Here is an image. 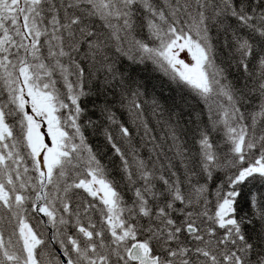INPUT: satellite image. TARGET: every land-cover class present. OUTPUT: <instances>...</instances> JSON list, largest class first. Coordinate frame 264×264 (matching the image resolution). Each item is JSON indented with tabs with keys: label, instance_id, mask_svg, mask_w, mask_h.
<instances>
[{
	"label": "snow or ice",
	"instance_id": "snow-or-ice-1",
	"mask_svg": "<svg viewBox=\"0 0 264 264\" xmlns=\"http://www.w3.org/2000/svg\"><path fill=\"white\" fill-rule=\"evenodd\" d=\"M0 264H264V0H0Z\"/></svg>",
	"mask_w": 264,
	"mask_h": 264
},
{
	"label": "trees",
	"instance_id": "trees-1",
	"mask_svg": "<svg viewBox=\"0 0 264 264\" xmlns=\"http://www.w3.org/2000/svg\"><path fill=\"white\" fill-rule=\"evenodd\" d=\"M134 75L144 85L143 90L149 99L156 96L162 104L167 106L168 97L174 93L170 90L166 79L159 72L154 71L151 64L136 66Z\"/></svg>",
	"mask_w": 264,
	"mask_h": 264
}]
</instances>
